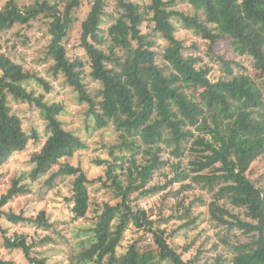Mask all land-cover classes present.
<instances>
[{"label": "clouds", "instance_id": "1", "mask_svg": "<svg viewBox=\"0 0 264 264\" xmlns=\"http://www.w3.org/2000/svg\"><path fill=\"white\" fill-rule=\"evenodd\" d=\"M124 2L0 0V264H264V0ZM177 48L195 121L124 74Z\"/></svg>", "mask_w": 264, "mask_h": 264}, {"label": "trees", "instance_id": "2", "mask_svg": "<svg viewBox=\"0 0 264 264\" xmlns=\"http://www.w3.org/2000/svg\"><path fill=\"white\" fill-rule=\"evenodd\" d=\"M205 7H207L210 11L214 10L212 7V0H200ZM156 4H159V0H156ZM121 7L125 8L129 13L130 18L132 19L133 25L141 22V16L138 14V7L133 6L130 3H125L124 0H121ZM227 15L235 20V9L232 8L231 0H225V9L221 12V16ZM158 16H162V14L157 13ZM194 23V21H192ZM158 28L168 31L170 26L166 23V20L161 18L158 22ZM143 43H141V48H143ZM149 47H152L149 44ZM159 58L161 64H163L166 60L174 61L175 65L178 67V70L182 73V76L173 75L170 79L167 78L168 65H164L162 67H157L153 64V61L156 58ZM9 71H12L9 68ZM140 73V74H138ZM124 74L129 76L133 86L141 91L146 92L147 88H154L157 90L158 95L160 97V108L165 118H167L170 113V106L166 101L170 98L174 103L178 104L193 121L200 115L199 106L193 102V97L195 96V92H188L184 89L187 87V82L193 78V73L189 67V65L184 64L180 65L179 62V50L178 48L173 49H165L163 52L156 53L154 51H148L144 49L143 51L137 50V56L135 61L131 65H127L124 67ZM149 75V79L147 81L144 80V75ZM183 81V83H181ZM108 87L111 93H113L117 101L121 104L127 102L128 100V90L126 88H122L119 86V83L113 80L108 81ZM17 95H20V92L17 90ZM200 98L204 100L209 107L215 102L218 98L214 93L210 91L201 92ZM13 122L7 121L3 127H0V135H4V140L0 141V143H6L7 135L5 133L13 132ZM63 143V140L60 141ZM3 153H0L2 155ZM46 163V161H42V166ZM179 194V193H176ZM10 219H14L10 217ZM44 213L41 211L40 216L38 217L39 221H43Z\"/></svg>", "mask_w": 264, "mask_h": 264}, {"label": "rangeland", "instance_id": "3", "mask_svg": "<svg viewBox=\"0 0 264 264\" xmlns=\"http://www.w3.org/2000/svg\"><path fill=\"white\" fill-rule=\"evenodd\" d=\"M42 211V210H41ZM54 223H55V221H54Z\"/></svg>", "mask_w": 264, "mask_h": 264}]
</instances>
